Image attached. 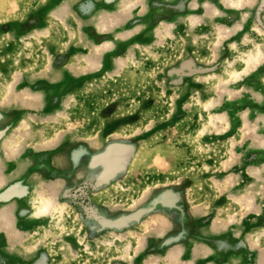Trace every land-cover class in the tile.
<instances>
[{
  "label": "rangeland",
  "instance_id": "1",
  "mask_svg": "<svg viewBox=\"0 0 264 264\" xmlns=\"http://www.w3.org/2000/svg\"><path fill=\"white\" fill-rule=\"evenodd\" d=\"M0 264H264V0H0Z\"/></svg>",
  "mask_w": 264,
  "mask_h": 264
},
{
  "label": "crops",
  "instance_id": "2",
  "mask_svg": "<svg viewBox=\"0 0 264 264\" xmlns=\"http://www.w3.org/2000/svg\"><path fill=\"white\" fill-rule=\"evenodd\" d=\"M10 138H12V137H11V136H10V137H8V139L6 140V143L4 142V143H5V145H4V146H7V144H8V140H9ZM4 143H3V144H4Z\"/></svg>",
  "mask_w": 264,
  "mask_h": 264
}]
</instances>
